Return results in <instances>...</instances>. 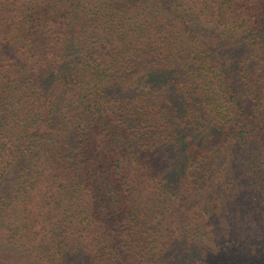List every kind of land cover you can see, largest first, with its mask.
Instances as JSON below:
<instances>
[{"label":"trees","instance_id":"16d2710c","mask_svg":"<svg viewBox=\"0 0 264 264\" xmlns=\"http://www.w3.org/2000/svg\"><path fill=\"white\" fill-rule=\"evenodd\" d=\"M0 264H264V0H0Z\"/></svg>","mask_w":264,"mask_h":264}]
</instances>
